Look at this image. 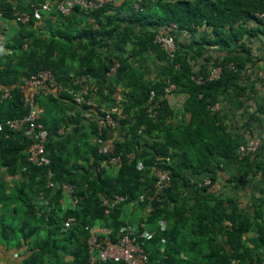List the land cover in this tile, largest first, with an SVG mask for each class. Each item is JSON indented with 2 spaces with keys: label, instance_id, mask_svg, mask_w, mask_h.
<instances>
[{
  "label": "trees",
  "instance_id": "trees-1",
  "mask_svg": "<svg viewBox=\"0 0 264 264\" xmlns=\"http://www.w3.org/2000/svg\"><path fill=\"white\" fill-rule=\"evenodd\" d=\"M135 1L120 0L116 5L115 1L104 2L86 10L74 5L66 14L52 10L43 13L41 19L16 21L21 28L11 41L0 43V51L10 49L0 57V84L12 85L11 97L0 105L2 119L19 117L27 111L22 100L21 75L38 68L49 69L55 81L66 87L57 93L47 91L37 95L43 106L39 119L48 133L44 150L53 173L51 182L53 186L60 184L48 205L42 200L36 207L33 204L34 200L50 194L51 189L45 186V167L25 158L30 139L12 128L0 131V165L9 174L21 173V180L9 197H3L5 193L0 192V199L9 202L8 210L15 212L16 203L24 206L16 214L20 235L16 245L28 241L26 249H29L21 264H87L85 226H108L114 237L120 224L135 222L138 231L142 221L148 223L147 231L153 232L143 244L148 264L258 261L264 252L257 250L264 246L262 203H257L253 215L248 216L240 212L236 203L207 197L209 193L200 198L187 197L182 185L187 182L183 167L192 165L196 173L205 171L214 180L220 160L238 158L239 141L224 122L223 111L211 106L230 91L237 97L243 95L246 85L240 71L253 61L245 35L264 33V18L255 14L264 10V0H138L137 6ZM0 12L1 18L14 19L12 7L5 0H0ZM44 19L47 23H40ZM249 20L256 27H251ZM173 22L176 47L170 54L155 40V35L158 27ZM200 27L203 28L199 36L188 42L178 40L174 33L180 29L198 31ZM210 45L227 53L222 57L205 54V60L210 63L195 69L193 62ZM115 59V71L107 74ZM146 60L160 63L151 76ZM216 65L219 66L217 77L207 78L208 68ZM83 74L89 75L98 87L93 98L95 112L102 111L99 106L121 105L125 118H120V122L126 127V139H113L105 146L103 139L108 129L97 134L95 116L82 117V109L89 106L76 105L68 89L76 86L73 79ZM193 76L201 77L202 81L197 83ZM171 83L174 87L166 90ZM117 85L121 86L118 99L114 95ZM176 91L184 96L183 116L182 122L171 125L166 120L174 113L168 94ZM70 109L75 112L68 114ZM250 119H258V115L252 113L246 121ZM141 141L143 149L138 151ZM129 151L134 153L131 159L125 158ZM116 154L122 157V162L115 173H106L105 167L96 169L103 159ZM252 155L264 156V137L258 138L255 151L241 159L248 162ZM88 156L93 160L91 165ZM138 159L143 163L141 168L137 167ZM261 164H255L256 169L244 167L239 174L243 179L237 181L246 182L250 172L255 174L264 168ZM153 166L170 170V185L161 190V201L139 200L141 193L150 197L153 191ZM62 181L73 183L74 203L64 208L59 201L63 196ZM115 193L122 194L125 200L110 208L100 203L99 194ZM132 204V208L137 204L141 211L133 221L132 208L128 212ZM149 204L150 211L142 212ZM123 208L129 217H122ZM68 216L72 220L63 227ZM159 218H164L163 230H159ZM11 224L0 223L4 242L15 236ZM250 231L253 235H249Z\"/></svg>",
  "mask_w": 264,
  "mask_h": 264
},
{
  "label": "built area",
  "instance_id": "built-area-1",
  "mask_svg": "<svg viewBox=\"0 0 264 264\" xmlns=\"http://www.w3.org/2000/svg\"><path fill=\"white\" fill-rule=\"evenodd\" d=\"M115 0H40L34 4H30L28 8H12L14 14V20L21 23L28 22L31 18L41 19L43 13L49 11H57L60 13H68L74 5H78L81 9H93L100 6L104 2H114ZM138 0L134 2L137 6ZM256 16L264 18V10L255 13ZM0 12V16H1ZM176 28V23H171L167 26H160L157 29L155 40L159 41L160 44L171 54L175 49L174 34L172 30ZM175 31V30H174ZM117 66L116 59L106 70L107 74H112ZM219 72V66L210 67L207 72V78L217 77ZM193 78L200 83L201 77L193 76ZM21 89L23 91V104L27 108L24 115L19 117H9L1 119L0 116V131L9 129H15L21 131L22 135L30 139L26 149V160L36 166L45 167L46 175V186L49 188L53 186L51 178L53 176L52 171L49 169L50 160L44 150V141L46 139L47 129L40 121V115L43 112V106L37 100L39 92H47L54 90H61L62 86L54 80V76L48 69H39L34 73H30L27 77H21ZM76 86L68 89L72 94L71 100L76 105L86 104L89 107L82 109L81 115L87 119L95 116L96 132L101 133L103 129L113 128L120 123V118H125L123 114L121 103L117 107L104 108L99 106L102 110L100 113L95 112L93 100L94 96L98 91L97 85H95L88 75H80L75 77L72 81ZM174 87V84H170L166 87V90ZM12 91V85H0V104L7 98H10ZM217 108V105L212 106V109ZM75 112V109L67 111L68 114ZM95 114V115H94ZM63 129L60 128L59 132ZM258 146L257 136L253 138L251 142L240 143L236 147V154L238 158H242L245 155L251 154L256 150ZM133 153L129 152L126 157L130 159ZM130 156V157H129ZM122 157L119 154L112 155L106 159H103L96 169L101 167L115 169L121 165ZM142 163L138 161L137 167H141ZM154 183L153 191L150 197H146V194L141 193L139 200L148 198L161 200V190L170 185L171 175L168 168L153 167ZM209 179H205L203 184H207ZM63 193H66L70 198L74 200L72 195L73 183L64 181L62 183ZM100 203L105 207H113L120 201H124L125 197L122 194H99ZM107 209V208H106ZM72 220L71 216L66 217L63 220V227L69 225ZM87 234V252H88V263L87 264H99L104 261H115L121 264H148V255L144 252L143 244L144 239L151 236V232L137 231L134 225H128L127 223L120 224L118 227V234L112 237L113 232L111 228L107 226H85ZM111 235V236H110Z\"/></svg>",
  "mask_w": 264,
  "mask_h": 264
},
{
  "label": "crops",
  "instance_id": "crops-1",
  "mask_svg": "<svg viewBox=\"0 0 264 264\" xmlns=\"http://www.w3.org/2000/svg\"><path fill=\"white\" fill-rule=\"evenodd\" d=\"M10 3L13 8H27L30 4H34L39 0H5ZM120 0H115L113 4H118ZM47 23V20H41V22ZM251 27H256L254 21H248ZM48 23L47 25H49ZM247 26H249L247 24ZM21 26L14 21V19H7L0 17V43L2 41H11L17 31ZM203 27L198 28L199 30L187 31V30H177L175 32L178 40L188 42L191 39H194L199 36ZM9 34H8V33ZM8 35V36H6ZM246 43L250 48V53L252 55L253 61L246 63V70L240 71V74L243 75V83L246 85V89L243 92V95L237 97L233 91L228 92L225 96H221L213 102V106L217 105L215 109H221L224 122L228 125L233 137L240 143H248L253 140L254 137H264V33L257 32L255 35H245ZM1 47V46H0ZM4 51V50H3ZM0 51V57L9 53L10 49L7 47L5 51ZM227 51L217 48V46L210 45L206 47L204 54H201L196 58L195 63L193 62V67L198 69L201 65L207 66V63L204 56L205 54H211L212 57H222ZM151 67L148 72L154 73L157 71L160 63L153 62L150 63ZM194 69V70H195ZM247 78V79H246ZM121 87V86H120ZM119 85L116 86L114 90V95L117 99L121 97V90L118 91ZM118 91V93H117ZM184 101L183 93L181 92H170L168 94V103L173 110V116L168 117L167 122L171 125H175L178 122H182V105ZM119 103V102H118ZM255 113L258 115V119H250L246 121L247 118ZM187 117V116H186ZM83 119V118H82ZM82 121H85L84 119ZM126 127H124L123 122H120L113 128L108 129V134L103 139L106 143H110L113 139H126ZM143 149L142 141L138 145L137 150L141 151ZM88 164L92 163L91 156H88ZM264 159V156L255 158L251 156L248 162H245L244 159L237 158L232 161L220 160L216 165V173L214 180H211L207 172L196 173L192 165H189L184 168V177L186 179L185 187L187 197H203L205 194L209 193L210 198H218L224 200L227 203H236L240 212L245 213L248 216L253 215L254 206L258 203H262L261 208L263 213L261 217L264 218V168L258 171L257 173L250 172L246 176V182L239 183L238 179H243L239 176L240 172L244 167L255 168V164L262 163L260 166L264 167V162L261 160ZM79 161H82L79 160ZM88 164H85L89 166ZM91 165V164H90ZM93 168V167H92ZM91 168V169H92ZM258 168V167H257ZM111 168H108V170ZM113 170V169H111ZM116 171L113 170V173ZM107 173V169H106ZM209 179L207 184H203L205 179ZM21 180V173L15 172L9 174L6 172L4 166L0 165V192H4L6 195L9 189L5 183H12L13 181L19 182ZM182 182V181H181ZM181 182H179L181 184ZM1 188H4L3 191ZM205 188V190H204ZM11 192V190H10ZM0 193V194H1ZM200 194V195H199ZM203 194V195H202ZM3 195V197H4ZM206 196V195H205ZM7 197V196H6ZM45 197L47 205L51 202V194L43 195ZM59 199L62 208L72 206L74 201L66 193L61 196ZM66 197V198H65ZM231 199V201H229ZM2 202H0V207ZM131 206L128 208L130 211ZM1 212V210H0ZM126 208H123L122 217H129ZM143 212V211H142ZM125 213V214H124ZM124 214V215H123ZM257 219H260L257 217ZM141 230L143 232L147 231L148 228L145 222H141ZM108 227V226H107ZM109 228V227H108ZM255 232L257 230H254ZM249 235H253L250 231ZM253 239V238H252ZM249 240V244L252 245V242ZM12 239L11 243L4 242L7 244H0V264H21L23 256L29 251L26 249L27 244H21L19 246L14 243ZM13 253V254H12Z\"/></svg>",
  "mask_w": 264,
  "mask_h": 264
},
{
  "label": "rangeland",
  "instance_id": "rangeland-1",
  "mask_svg": "<svg viewBox=\"0 0 264 264\" xmlns=\"http://www.w3.org/2000/svg\"><path fill=\"white\" fill-rule=\"evenodd\" d=\"M8 33V32H7ZM9 34V33H8ZM6 36H8V35H6ZM145 63V62H144ZM145 64H147V65H150V63L146 60V63ZM149 68L151 67V65L150 66H148ZM148 68V69H149ZM155 73V72H154ZM154 73H151V72H149V75L151 76V75H153ZM121 90V87L119 86V89H118V91H120ZM118 91H117V93H118ZM43 103V102H42ZM130 157V156H129ZM77 160H81L79 157H77L76 158ZM138 160H140V159H138ZM107 169V173H110V174H113V170H117V168H115V169H113V170H111V169H109L108 170V168H106ZM153 169V168H152ZM72 171H74V170H72ZM6 184V186H7V188L9 189V191H5V189L4 188H1L3 191H5V192H7V194L6 195H4V197H9L12 193L10 192V190H13L14 188H15V186H16V184H17V182L16 181H13L11 184L10 183H5ZM45 186H46V184H45ZM46 187H48V186H46ZM49 189H51L50 190V194L52 195L56 190H57V187L56 186H53V187H50ZM62 198V197H61ZM60 198V199H61ZM66 198V197H65ZM40 200H42V202L45 204V205H47V202H46V199H45V197H41V198H39L38 199V201H36V200H34V202H33V204H34V206L36 207L37 206V202H39ZM73 200V199H72ZM6 199H0V202H4V204H3V207H4V209H3V211H1L0 212V223H12L11 224V226H12V228H13V233L15 234V236L14 237H10L9 238V243H11V241H12V239H14L15 241H14V243H16L17 242V240H19V237H20V235L18 234L19 232H18V229H19V225H16V223L19 221V216L18 215H16L18 212H19V210H21V209H23V207L24 206H20V203H16V205H17V207H18V209H16V211L15 212H13V211H11V210H8V207H9V202H7L6 203ZM74 201V200H73ZM49 204V203H48ZM131 206V208H132V206H133V204L132 205H130ZM20 207H22V208H20ZM11 208V207H10ZM150 209H151V204H149V206H147L146 208H144L142 211L144 212V213H147L148 211H150ZM140 213H141V211H140V209H139V206L137 205V204H135L134 205V207L132 208V213L130 214V219L133 221V220H136V218L138 217V215H140ZM125 214V213H124ZM123 214V215H124ZM132 216H133V219H132ZM142 221V220H141ZM140 221V222H141ZM158 222L159 223H164L165 221H164V218H159V220H158ZM129 224V223H128ZM133 225H135V227H136V224H135V222H133L132 223ZM131 225V224H130ZM146 226H148V223H146ZM3 237H2V235L0 234V244H7V243H4V241H3ZM27 242L28 241H24V244H27ZM13 254V253H12Z\"/></svg>",
  "mask_w": 264,
  "mask_h": 264
},
{
  "label": "clouds",
  "instance_id": "clouds-1",
  "mask_svg": "<svg viewBox=\"0 0 264 264\" xmlns=\"http://www.w3.org/2000/svg\"><path fill=\"white\" fill-rule=\"evenodd\" d=\"M40 1V0H39ZM42 16H43V14H42ZM42 18V17H41ZM175 33V32H174ZM210 68V67H209ZM209 68H208V70H209ZM40 69H43V68H40ZM37 70H39V68L37 69ZM37 70H35L34 72H36ZM49 70V69H48ZM34 72H30V73H34ZM30 73H28V74H23V75H21L20 77H19V80H20V82H21V77H27ZM52 73V72H51ZM53 75V74H52ZM83 75H85V74H83ZM87 75V74H86ZM54 76V75H53ZM89 76V75H88ZM54 80H55V78H54ZM56 82H58V81H56ZM59 83V82H58ZM1 85V84H0ZM6 85H10V84H6ZM20 85H21V83H20ZM61 85V84H60ZM62 86V89H64V88H66L65 86H63V85H61ZM68 88V87H67ZM61 89V90H62ZM61 90H59V91H61ZM52 93H57V90H54V91H52ZM4 102V101H3ZM2 102V103H3ZM1 105V104H0ZM213 106V105H212ZM211 106V107H212ZM0 116H1V111H0ZM7 118H9V117H7ZM2 119V118H1ZM126 133H127V130H126ZM129 152H131V153H133L132 151H129ZM128 154V153H127ZM134 154V153H133ZM132 157H133V155H132ZM132 157H130V159L132 158ZM125 158H127L126 157V155H125ZM129 159V158H128ZM138 161H140L141 163H142V161H141V159L140 160H137V164H138ZM142 166H143V163H142ZM141 166V167H142ZM141 167H138V168H141ZM153 167H155V166H153ZM152 167V168H153ZM152 173H153V171H152ZM154 175V174H153ZM64 181H62V182H60L61 183V187H62V192H63V186H62V183H63ZM45 184H46V182H45ZM60 184L58 183V185L56 184V185H54V186H56L57 187V189H58V186H59ZM53 187V186H52ZM64 194V193H63ZM162 200V199H161ZM161 200H158V201H161ZM132 226V225H131ZM135 226V225H134ZM165 222L164 223H161L160 224V229L159 230H163L164 228H165ZM141 230V229H140ZM140 230H138V231H140ZM151 233H153L152 231H150ZM250 233V232H249ZM152 235V234H151ZM144 240H147V239H144ZM257 250H261V251H264V246L263 247H261V248H258ZM250 264H264V252H262V258L260 259V260H258V261H256V260H254V261H252Z\"/></svg>",
  "mask_w": 264,
  "mask_h": 264
}]
</instances>
